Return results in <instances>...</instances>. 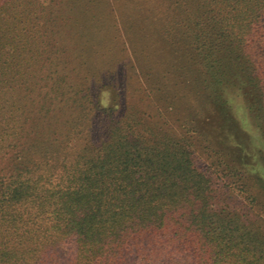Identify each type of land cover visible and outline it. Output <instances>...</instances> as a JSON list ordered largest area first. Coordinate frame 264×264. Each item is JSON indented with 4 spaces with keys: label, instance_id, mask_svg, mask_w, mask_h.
Segmentation results:
<instances>
[{
    "label": "trees",
    "instance_id": "obj_1",
    "mask_svg": "<svg viewBox=\"0 0 264 264\" xmlns=\"http://www.w3.org/2000/svg\"><path fill=\"white\" fill-rule=\"evenodd\" d=\"M0 264H264V0H0Z\"/></svg>",
    "mask_w": 264,
    "mask_h": 264
},
{
    "label": "rangeland",
    "instance_id": "obj_2",
    "mask_svg": "<svg viewBox=\"0 0 264 264\" xmlns=\"http://www.w3.org/2000/svg\"><path fill=\"white\" fill-rule=\"evenodd\" d=\"M123 71L124 70H122V73H123ZM124 75V77L126 76L127 77V74H123ZM134 77V76H133ZM132 78V77H131ZM137 80L135 79V82H136ZM136 93V92H135ZM136 94H140V92H138V93H136ZM137 96H140V95H137ZM201 163H203L204 165H207V164H205V159L204 158H202L201 159ZM240 200H241V198H239Z\"/></svg>",
    "mask_w": 264,
    "mask_h": 264
}]
</instances>
